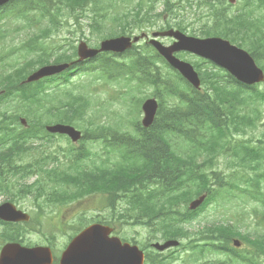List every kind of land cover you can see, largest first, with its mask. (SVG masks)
Masks as SVG:
<instances>
[{"label":"trees","instance_id":"obj_1","mask_svg":"<svg viewBox=\"0 0 264 264\" xmlns=\"http://www.w3.org/2000/svg\"><path fill=\"white\" fill-rule=\"evenodd\" d=\"M64 1L71 15L76 8L83 10L85 5V0ZM96 1L93 12L104 13L103 1ZM157 1L137 0L135 13L137 17L142 15V23L151 20ZM258 1L259 4H255L245 0L241 13L230 17L222 8L212 10V26L199 33L205 37H222L244 47L264 70V12L260 18L254 16L255 11L264 10V0ZM50 5V0H23V4L22 0L17 1L13 16L28 20L27 12L40 8L41 17L50 24L42 33L49 35L58 31V19L62 17L58 8L51 13ZM165 5L170 12L169 0H165ZM111 21L122 29V34L131 28L119 16H113ZM91 26L100 28L95 15ZM115 26L106 29L108 37L115 36ZM143 27L141 24L137 29ZM39 48L42 54L46 53L47 49ZM33 49L34 46H30L27 51ZM137 53L127 62L106 58L96 67L108 80L115 74L126 75L129 82H135L139 92L152 87L153 96L160 101L158 116L149 131H143L139 138L124 140L123 146L129 148L121 152L125 164L99 170L100 173L84 168L86 166L46 169L53 159L43 145H47L46 142L51 145L52 136L44 131V126L82 121L90 103L88 97L60 90L46 95L44 85L31 88L20 84L30 64L15 69V77L11 74L0 78V89L5 90L4 95H0V188L6 181V187L9 186L6 177L12 176L19 185L37 175L40 180L32 184L39 193L37 197L50 193L47 198H31L33 202L59 206L81 203L87 199L85 196L106 192L109 198L105 209H114L121 200L124 203L122 214L132 225L151 228L165 240L188 236L186 225L198 216V211L187 209L188 202L202 193H208L212 199L211 195L217 192L215 188L224 189L227 195L233 191L243 192L264 205V129L259 133L257 144L252 136L247 140L237 139L256 130L264 118V90L243 86L223 70L213 68L216 72L201 74L202 90L197 91L178 74L172 79L162 73L158 63L163 60L155 52ZM42 54L37 61L46 63ZM75 55V50L70 55L65 52L56 61H68ZM137 99L141 102L143 97ZM21 116L27 118V129L19 124ZM45 118L49 121L43 123ZM80 148L76 153L68 150L64 155L76 167L90 156L85 145ZM222 157H227L226 165L232 169L226 176L215 169L216 161ZM15 199L19 198H8ZM209 202L207 199L205 205ZM199 235L190 243L204 241V252L228 253L227 261L216 260L211 264H262L264 261V231L242 233L231 224L220 223L206 227ZM6 236L10 238L9 233ZM232 238L240 239L247 248L229 250ZM147 259V264H164L163 260L152 256Z\"/></svg>","mask_w":264,"mask_h":264},{"label":"water","instance_id":"obj_2","mask_svg":"<svg viewBox=\"0 0 264 264\" xmlns=\"http://www.w3.org/2000/svg\"><path fill=\"white\" fill-rule=\"evenodd\" d=\"M9 0H0V5L6 3ZM234 3V0H230ZM158 34H154L156 36ZM161 36H172L171 32L160 34ZM177 43H174L169 48L161 47L159 44L154 43L153 45L160 52V54L171 64L175 69H177L183 77L189 81L195 88L200 85L197 74L193 71L192 67L186 63H183L173 57L174 52L186 51L203 58H206L223 69L227 70L229 73L234 75L236 79L246 85H252L255 83L262 82L264 80L263 72L256 67L254 61L250 56L240 50L239 48L231 45L228 41L222 40L220 38H208V39H197L192 37H186L180 33H174ZM138 41V38L134 39V42ZM129 39H118L110 40L102 43L100 51H113L122 52L130 47ZM78 54L80 60L86 58H92L97 54V51L88 50L84 45H80ZM65 66L62 67H46L41 69L39 72L34 74L28 79V82L38 80L42 77L53 75L62 71ZM157 106L154 100L147 101L143 110L145 111V119L143 124L148 127L155 115ZM24 124V121L22 120ZM48 131L52 133L67 134L73 141H77L80 138V134L74 131L70 127L56 125L54 127L47 128ZM205 196L193 201L190 204V209L195 210L204 201ZM0 219L5 221H20L27 219L26 216L17 213L11 205H5L0 208ZM100 229L94 231V233L89 238L90 233L87 232L80 236L69 248L64 256L63 262H67L70 253L71 257L74 251H81L77 253V258L80 260H74L77 264H143V254L136 247H120L116 242H109L104 247V251H101L98 244L91 239L94 235H99ZM118 242V241H117ZM178 243L175 241L166 242L164 245H154V248L162 251L172 246H176ZM235 247H240L238 241H233ZM90 249L82 251V248ZM38 250H24L17 246H8L4 248L0 257V264H50L49 256L44 259L41 258V254L37 253ZM89 251V254L86 252ZM64 264V263H63Z\"/></svg>","mask_w":264,"mask_h":264},{"label":"rangeland","instance_id":"obj_3","mask_svg":"<svg viewBox=\"0 0 264 264\" xmlns=\"http://www.w3.org/2000/svg\"><path fill=\"white\" fill-rule=\"evenodd\" d=\"M117 3H120V2L117 1ZM161 11H162V4H159L157 12H161ZM177 12H179V9L177 10ZM198 14H199V11L196 10L194 7L192 9L187 8L184 10H180L179 16L175 18L174 22L183 20L184 23L189 24L192 29L198 30L200 27V22L195 20V17ZM37 16H38L37 13H35L34 15L30 17L36 18ZM2 21L6 23L5 20H2ZM82 24L85 25L86 23L82 22ZM160 26H161V23L159 22L158 27ZM68 28H69V31L73 32V34H69L68 29L63 26L59 34H57V36L55 37V39H53V41L55 43H60L64 40L63 38H67L69 43L87 40L90 45H93L99 42L97 38H95L91 34V30L88 27H85L83 29V34H82L79 30L80 29L79 26L74 25L72 21H69ZM21 35L24 36V34H21ZM164 42L167 43V41H164ZM66 45L67 47L69 46L68 43H66ZM186 56L184 55L183 56L184 58H181V60H187L188 63L193 62V61L196 62L197 60L192 56L190 57V55L188 56V54ZM199 65L202 71L211 69L204 63L199 64ZM85 77L86 76L82 74L73 76L72 78L73 85L79 84L82 80L85 79ZM111 89L112 90L100 88L95 94V99H98L100 102L107 103L106 110L101 113L102 115H106V118H103V120H106V121L104 122V125L101 127H103V130L107 131L108 133L115 135V134H121L115 129L117 127L119 129H122V127L121 125H118L117 121L114 120L113 115L118 116V114L121 112L122 116H124L126 113L125 109L121 105V100L118 99V97L116 98L115 94L119 92L123 93L125 89L124 88L120 89V87L115 84L111 85ZM259 89L261 90L264 89V86L261 85ZM111 92L114 93V96L112 97L110 95ZM135 97H136V93L132 94V98H129L128 94H126V100L128 101L126 108L129 112V122H131L132 124H135L139 117L138 115L139 105L136 104L135 99L133 100V98ZM111 112H113V115ZM261 123L262 125H259L256 130L250 131L249 134H247L244 137H240L239 140H247L251 136L254 137L253 141L257 140L259 133L264 129L263 127L264 120ZM101 127H95L94 130L102 129ZM58 144H60V146H63L64 148H67V145H68V143L65 140L64 142L60 140ZM51 150H54V149H51ZM216 163H217L216 167L219 172H221L220 170H222L223 174H227L230 172V169L226 166V161L224 159H220V162L217 161ZM238 196L240 195L238 194ZM244 198L236 197V199H234L232 203H230L231 206L228 205V203L226 205H216L215 203L208 205L206 209L200 213V216L197 218V220L194 221V224L191 227L190 231L196 232L204 228L205 226H209L211 224L223 223V222L236 224V228H238L241 232H249L253 234L255 230H260L261 226L258 225L257 221H261V220L264 221V217L262 216V214H264V208L262 207L261 204L255 201H252V199H248L247 202L244 201L243 203L242 201L244 200ZM3 199L4 198H0V202ZM17 206L18 208H20L21 210L27 213L32 212V208L30 207L28 201H23L19 203ZM81 210L82 209L80 208H74L71 210L68 209V211H81ZM263 225H264V222H263ZM126 237L128 239L133 238L140 243H144L147 241V238L150 236L142 228L128 227ZM39 239H40V236H39Z\"/></svg>","mask_w":264,"mask_h":264}]
</instances>
